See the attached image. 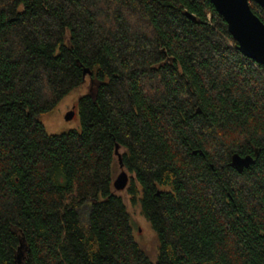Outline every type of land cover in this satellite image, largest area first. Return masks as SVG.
<instances>
[{
  "label": "trees",
  "instance_id": "obj_1",
  "mask_svg": "<svg viewBox=\"0 0 264 264\" xmlns=\"http://www.w3.org/2000/svg\"><path fill=\"white\" fill-rule=\"evenodd\" d=\"M235 45L209 0H0V264H264V68Z\"/></svg>",
  "mask_w": 264,
  "mask_h": 264
},
{
  "label": "water",
  "instance_id": "obj_2",
  "mask_svg": "<svg viewBox=\"0 0 264 264\" xmlns=\"http://www.w3.org/2000/svg\"><path fill=\"white\" fill-rule=\"evenodd\" d=\"M215 11L224 20L227 30L235 41L236 50L245 58L255 62L264 68V23L256 16L250 8V2L264 7V0H209ZM188 17L193 18L189 14ZM88 71H84V75ZM75 115L74 107L64 116L66 121L73 119ZM258 151H254L257 157ZM115 156L121 169L120 173L113 180V188L116 192L127 188L129 176L123 169L119 146H115ZM252 156L241 157L237 154L232 155L230 166L238 173H242L254 163ZM21 247L18 249L20 250ZM19 254L16 259L19 261Z\"/></svg>",
  "mask_w": 264,
  "mask_h": 264
},
{
  "label": "rangeland",
  "instance_id": "obj_3",
  "mask_svg": "<svg viewBox=\"0 0 264 264\" xmlns=\"http://www.w3.org/2000/svg\"><path fill=\"white\" fill-rule=\"evenodd\" d=\"M89 85V79L86 78L84 84L79 89L66 95L52 112L41 117V121L45 129L50 135H58L70 130H80L78 99L88 91ZM73 107L75 115L72 120L66 121L64 116L67 112L71 111ZM119 153H123L122 148L119 149ZM120 171L121 169L118 164V159L117 157H115L113 179L116 178ZM125 172L129 176V186L131 179H134V175L126 170ZM126 191L127 188L120 192L115 191V193L122 198L131 216L134 226L133 236L135 238V241L145 251L149 260L151 262H154L157 254L156 236L147 220L142 217L138 204H132L130 202L129 196Z\"/></svg>",
  "mask_w": 264,
  "mask_h": 264
}]
</instances>
